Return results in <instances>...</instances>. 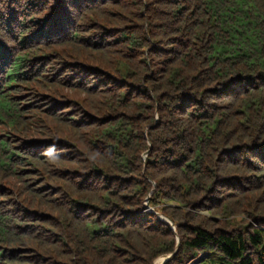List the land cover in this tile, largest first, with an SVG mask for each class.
Segmentation results:
<instances>
[{
	"label": "trees",
	"instance_id": "1",
	"mask_svg": "<svg viewBox=\"0 0 264 264\" xmlns=\"http://www.w3.org/2000/svg\"><path fill=\"white\" fill-rule=\"evenodd\" d=\"M264 264V0H0V264Z\"/></svg>",
	"mask_w": 264,
	"mask_h": 264
},
{
	"label": "water",
	"instance_id": "2",
	"mask_svg": "<svg viewBox=\"0 0 264 264\" xmlns=\"http://www.w3.org/2000/svg\"><path fill=\"white\" fill-rule=\"evenodd\" d=\"M173 255H170L168 258L164 259V261L161 264H165L168 261H170L172 259Z\"/></svg>",
	"mask_w": 264,
	"mask_h": 264
},
{
	"label": "rangeland",
	"instance_id": "3",
	"mask_svg": "<svg viewBox=\"0 0 264 264\" xmlns=\"http://www.w3.org/2000/svg\"><path fill=\"white\" fill-rule=\"evenodd\" d=\"M169 257V256H168ZM168 257H166V258H168ZM166 258H162V259H160L158 262H157V264H161L163 261H164V259H166Z\"/></svg>",
	"mask_w": 264,
	"mask_h": 264
}]
</instances>
